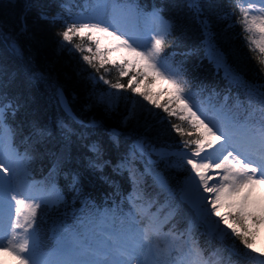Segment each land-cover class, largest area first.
<instances>
[{
    "label": "snow or ice",
    "instance_id": "1",
    "mask_svg": "<svg viewBox=\"0 0 264 264\" xmlns=\"http://www.w3.org/2000/svg\"><path fill=\"white\" fill-rule=\"evenodd\" d=\"M234 2L235 9L222 18L228 19L239 12L233 24L240 25L248 51L253 53L259 71L264 73V0ZM187 6L204 31L209 58L217 68H225V78L230 83L243 82L224 63L223 53L211 44L210 24L201 18L200 0H188ZM65 7L69 18L53 17L51 23L62 22L63 30L57 33L60 45L65 48L71 45L69 51L81 54L80 59L93 70L89 74L93 85L101 82L108 85V90L100 93L95 102L105 111H112L115 108L113 97L119 98L130 91L133 95L125 97L131 102L125 120L134 115L139 105L148 115L158 116L161 123L167 120L171 130L181 137L177 152L162 149L157 155L161 159L174 155L178 158L176 167H187L180 203L189 206L194 219L184 230L177 229L172 221L179 205L170 201L159 204L140 191L133 173L129 172L132 191L125 198L129 206L127 213L122 209L102 210L91 202H82L79 215L73 213L70 223L62 218L53 228L52 252L41 253L37 211L41 204L59 208L67 206V201L59 191L55 199L33 195L26 168H17L5 159L2 134L5 117L15 116L19 105L0 95V253L12 257V264H220L219 258L210 259L215 253L206 255L193 238V227L198 223L208 235L239 240L248 250L243 255L255 264H264V259H259L264 257V251L257 254L253 247L256 229L264 225V84L243 82L249 99L242 117L223 105L202 109L195 103L188 81L179 76L181 70L170 68L166 58L162 59L165 49L172 47L168 39L171 24L163 20L162 10L154 9L149 15L161 20L166 27L158 31L146 27L141 38L121 27L116 19L124 10L140 15L132 0H104V8L107 11L110 7V15L95 10L89 12L87 7L72 15L71 5L66 3ZM4 39L9 50L20 55L15 41ZM113 68L118 73L115 82L106 78ZM125 77H128L127 82L122 83ZM157 82L167 83L168 88L153 91ZM58 95H62L59 90ZM136 96L141 100H135ZM153 109H159L164 115L160 116ZM113 133L116 134L115 130ZM49 134L43 126L33 132L37 138ZM142 148L140 142L132 151L138 154ZM9 149L11 151L10 141ZM91 151L97 159L90 167L101 173L100 180L107 182L102 171L111 162L102 159L98 145H93ZM17 159L25 160V157L17 156ZM127 163L122 160L114 171L121 170ZM70 191L80 199L81 190L75 177ZM108 219H112L113 224L119 220V226L109 228ZM233 250H236L235 244ZM46 256L51 259H45ZM0 264L7 262L0 261Z\"/></svg>",
    "mask_w": 264,
    "mask_h": 264
},
{
    "label": "trees",
    "instance_id": "2",
    "mask_svg": "<svg viewBox=\"0 0 264 264\" xmlns=\"http://www.w3.org/2000/svg\"><path fill=\"white\" fill-rule=\"evenodd\" d=\"M132 2L146 9L162 10L161 16L171 24L168 39L172 47L167 48V53H175L170 57L171 61L191 85L213 87L230 96L240 94L237 92L239 89H230L220 71H216L200 50L205 34L187 6L188 0ZM66 3L71 5L72 15L85 7L89 12L97 11L93 0H87V4L86 0H0V95L19 105L15 116L7 115V121L26 142L34 141L32 149L37 155L34 165L36 176H42L52 168L60 148L67 145L69 150L67 158L52 174V179L65 196L67 206L57 209L51 222L66 219L67 208H74L68 214L79 215L82 202H91L101 208L117 206L121 200H124L123 205L126 204L125 198L132 191V178L127 167L119 171L114 169L127 157L126 145L130 141L143 139L156 146L181 147V137L171 130L167 120L161 123L158 116L148 115L145 111L125 120L130 108L129 100L127 106H118L112 111H105L103 106L95 104L92 90L100 84L93 85L89 80L93 70L80 59L79 52L68 50L71 45L61 47L57 33L63 30L62 22L57 20L51 23L53 17L69 18ZM200 4L201 18L207 19L210 24L211 41L224 53L226 61L247 82L264 84V73L259 71V65L252 58L253 53L248 51L240 25L233 24L239 12L228 19L222 18L225 13L235 9L234 0H200ZM42 16L48 19H42ZM5 37L15 41L20 55H14L9 50ZM27 73L37 76L32 80ZM117 76L115 68L106 74V78L112 82L116 81ZM127 79L125 77L121 82L126 83ZM54 85L63 87L73 111L84 123L75 121L60 108ZM154 112L164 115L159 109ZM86 122L93 123L89 125ZM41 126L47 127L50 134L37 138L33 132ZM113 128L118 130L117 134L113 133ZM93 145L99 146L103 160L111 162L102 171L107 182L100 180L101 173L90 167V163L97 159L91 151ZM166 161L159 162V170L172 192H181L188 171L175 168L171 157ZM74 177L81 190L80 199H76L70 191ZM147 178L155 184L151 177ZM140 186L143 184L140 183ZM212 240L214 249L233 250L235 244V252L239 256H244L243 253L248 251L239 240L230 236Z\"/></svg>",
    "mask_w": 264,
    "mask_h": 264
},
{
    "label": "rangeland",
    "instance_id": "3",
    "mask_svg": "<svg viewBox=\"0 0 264 264\" xmlns=\"http://www.w3.org/2000/svg\"><path fill=\"white\" fill-rule=\"evenodd\" d=\"M257 7H260V5H257ZM123 19L124 20L121 23V27L127 29L128 31H130V32H132L134 34H138L139 33L140 30L137 29L136 26H142V25L140 24L139 21L135 22L137 18H134L132 16V14H125L123 16ZM139 20H141V22H142V24H143V26L145 28L147 27V28L152 29V24L151 23H149L147 21H144L143 18H139ZM163 28H165V25L163 24V22H160V26H158L156 28L154 27V29L157 30V31L160 30V29H163ZM142 33H144V30L142 31ZM210 42H211L212 45H214L215 50H218L220 52V50L216 47V45L211 41V38H210ZM204 45H205V54L207 55V47H208L207 43L205 42ZM165 58H166L165 56L162 57V59H165ZM166 63H167V65L170 68L175 69V68H173L170 65V62H169V60L167 58H166ZM224 63L226 64L225 60H224ZM227 67L230 68L228 65H227ZM219 69H221V71L223 72V74L225 76V68L224 67H219ZM178 74L182 78V75L180 73H178ZM26 75L28 77H30V76L32 77L33 76V78H35L37 76V74L35 75V74H32V73H27ZM243 82H245V81H243ZM243 82H237V83H233V84H236V85H238L241 88V90L243 91V94L245 95V98L248 101V99H249L248 89H247L246 83H243ZM247 84H250V83H247ZM167 88H168L167 83L157 82L155 84V87L152 90L158 92L161 89H165L166 90ZM189 88H190V86H189ZM55 90H56V87H55ZM107 90H108V85H104L102 82L100 83V86H98V88L93 89L92 90L93 91L92 94H93L94 102H95V98L100 93L106 92ZM190 91L194 94L193 98H194V101H195V103L197 105H199L202 109L211 110V106L210 105H211L212 102L207 100L206 102L201 103L202 100L198 99L195 96V91L192 90L191 88H190ZM132 95L133 94L129 91V92L123 93L122 96L119 97V98L113 97L115 108L118 107V106L123 107V105H126L127 104L126 102L128 101V99H126L125 97H131ZM252 99L255 100V97L253 96ZM135 100L140 101L141 98L139 96H136ZM95 104H97V103L95 102ZM97 105H99V104H97ZM148 107H151V106L149 105ZM130 108H131V102H130ZM237 110L241 111L240 107L237 108ZM153 111H155V109H153ZM142 112H144V111L140 108L139 105H137L133 116L135 117V116L141 114ZM142 144H143V148H142L141 152L137 154L138 159H142V161H144V166H143L142 173L143 174L147 173L149 175V177H151V179L157 185V186H153V187L154 188L155 187L158 188L157 191H154L153 188H152L151 192H153V193L149 192L148 196L151 197L152 199H155L156 201H158L159 204H163V203H165V201H170L173 204L179 205V211H178V213H177V215L175 217L174 224H175L176 228H178L179 230H184L185 228H187L188 224L191 222L189 220L190 215L194 219L193 212L190 210V208H189V206L187 204H181L180 203V197L177 196V194H172L171 196L167 197L168 198L167 200H165V198H166L165 196L169 195L166 192L168 190V185L166 183L165 178L163 177V174L160 172L158 165L156 164V161L158 159H161L160 156L157 155V151H160V150L163 149V150H166V151H168L170 153H175V152H177V150H173V151L172 150H168L167 148H165L163 146H156V145L150 144V143H142ZM7 148L8 147L4 146L5 151H6ZM153 149H155L156 151H153ZM66 151L67 150L65 149V150H62L59 153L58 159H56L54 165H56L58 162H61L60 160H62L64 158V156L66 155ZM4 154H5V159L6 160H10L6 156L7 152H4ZM170 157L174 161V166H175L177 164V162H178V158L176 156H174V155L168 156L167 158L163 159V161L164 160L168 161V159H170ZM175 168L181 169V168L176 167V166H175ZM184 169H186L188 171L187 167H185ZM184 169H181V170H184ZM27 173H28V182H29L31 179H33V174L31 172L30 167H27ZM187 174H188V172H187ZM30 182H32V181H30ZM157 192H162L163 195H165V196H157ZM49 199H55V197H52V198H49ZM63 207L64 206H60L59 208H56V207L45 206L44 204H41L40 209H38V211H37V217H36L37 232H38V236H39V239H40V242H41V247H43L45 250H47V253L52 251V247L50 246V244H52V242H53V240L51 239L52 235H53V228L57 227L58 224H59V223H57L55 221L51 222V220L53 218V216H52L53 212L58 211L57 209H63ZM75 210H78V209L75 207ZM69 211H74V208H67V210H66L67 217L65 219V220H67V222H71V217H72V215L68 214ZM197 226H200L202 228V232L206 233L204 227L202 225L198 224V223L193 227V229H195ZM256 232L257 233H256V238H255V244H254L253 247L257 249V254H258L259 252L264 251V225H260L256 229ZM201 233L198 232V234H200V235H201ZM210 236H212V235H210ZM215 237H218V236H215ZM43 254H45V253H43ZM217 259L218 258H215V259H213V261H216ZM259 259H264V257H259ZM221 260H222V258H219V262ZM0 261H6L7 264H12V257L6 256L5 254L0 253Z\"/></svg>",
    "mask_w": 264,
    "mask_h": 264
},
{
    "label": "bare ground",
    "instance_id": "4",
    "mask_svg": "<svg viewBox=\"0 0 264 264\" xmlns=\"http://www.w3.org/2000/svg\"><path fill=\"white\" fill-rule=\"evenodd\" d=\"M30 78H31L32 80H34L33 77L30 76ZM26 105H28V103H27ZM20 141H21L22 145H25V141H26V139H25L23 136L20 137ZM69 144H71V142H70ZM69 144H68V145H69ZM64 146L67 147V145H64ZM69 146H70V145H69ZM67 148H68V147H67ZM68 154H69V150H68ZM123 201H124V200H121V201H120V203H119V207H120V209H122L123 212L125 213V212H128V211H129V208H127V207H125V206L123 205ZM261 239H262V238H261Z\"/></svg>",
    "mask_w": 264,
    "mask_h": 264
},
{
    "label": "water",
    "instance_id": "5",
    "mask_svg": "<svg viewBox=\"0 0 264 264\" xmlns=\"http://www.w3.org/2000/svg\"><path fill=\"white\" fill-rule=\"evenodd\" d=\"M59 90H60V93H62V95H59V99H60V103H61L63 109L66 110L67 112L71 113V109L68 105V102H67L63 92H62V89H59Z\"/></svg>",
    "mask_w": 264,
    "mask_h": 264
}]
</instances>
